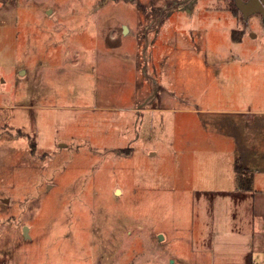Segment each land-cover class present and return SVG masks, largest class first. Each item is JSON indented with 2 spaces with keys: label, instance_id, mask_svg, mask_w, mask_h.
Segmentation results:
<instances>
[{
  "label": "rangeland",
  "instance_id": "obj_1",
  "mask_svg": "<svg viewBox=\"0 0 264 264\" xmlns=\"http://www.w3.org/2000/svg\"><path fill=\"white\" fill-rule=\"evenodd\" d=\"M259 116L264 21L232 0H0V264L190 259Z\"/></svg>",
  "mask_w": 264,
  "mask_h": 264
},
{
  "label": "crops",
  "instance_id": "obj_2",
  "mask_svg": "<svg viewBox=\"0 0 264 264\" xmlns=\"http://www.w3.org/2000/svg\"><path fill=\"white\" fill-rule=\"evenodd\" d=\"M248 34L251 37L242 36L238 42L255 38L254 33ZM251 108L248 106L245 118L256 121L252 111L262 110ZM236 118L229 121L235 123ZM258 122L264 126V117L259 116ZM260 140L242 145L235 141L236 147L227 151V180L231 183L200 193L209 198L201 196L196 201L199 207L191 231L190 259L168 254L159 257V264H264V137L263 143ZM237 172L250 178V187H238Z\"/></svg>",
  "mask_w": 264,
  "mask_h": 264
},
{
  "label": "water",
  "instance_id": "obj_3",
  "mask_svg": "<svg viewBox=\"0 0 264 264\" xmlns=\"http://www.w3.org/2000/svg\"><path fill=\"white\" fill-rule=\"evenodd\" d=\"M234 6L241 12L243 19L246 21L251 14L259 13L264 21V0H232ZM127 32V27H123V33ZM26 225L22 227L23 236H27ZM162 238V235H159Z\"/></svg>",
  "mask_w": 264,
  "mask_h": 264
},
{
  "label": "trees",
  "instance_id": "obj_4",
  "mask_svg": "<svg viewBox=\"0 0 264 264\" xmlns=\"http://www.w3.org/2000/svg\"><path fill=\"white\" fill-rule=\"evenodd\" d=\"M236 181H237L238 187L240 188L247 189L248 187H250V178L245 176L244 173L237 172Z\"/></svg>",
  "mask_w": 264,
  "mask_h": 264
}]
</instances>
